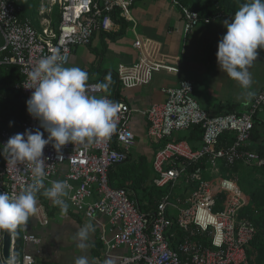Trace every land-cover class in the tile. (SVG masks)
Instances as JSON below:
<instances>
[{
    "label": "built area",
    "instance_id": "2783aa9c",
    "mask_svg": "<svg viewBox=\"0 0 264 264\" xmlns=\"http://www.w3.org/2000/svg\"><path fill=\"white\" fill-rule=\"evenodd\" d=\"M171 4L175 7L176 2ZM134 6L135 0H48L47 7L40 9L43 19L36 29L29 20L19 19L20 7L15 0H0V67L19 70L21 79L14 90L27 102L33 91L25 88L31 85L28 72L39 59L59 49L66 66L73 48L90 46L95 34L113 32L119 21H126L135 35L133 47L139 58L131 66L117 68L118 84L133 89L147 84L153 72L177 73L145 54L135 33L137 22L131 15ZM55 7L60 12L56 28L47 17ZM180 20L185 36L199 23H210L209 19L200 21L197 12L190 8L181 9ZM96 84L99 83L88 81L87 94L107 96L120 105L116 131L105 142L67 144L61 149L60 159L52 144H48L43 150L44 188L51 187L52 181H67L72 186L66 198L67 209L99 229L105 256L115 258L116 264H249L247 250L256 228L244 215L248 197L222 170L233 166L264 167V159L250 148L253 120L264 110V88L254 95L245 112L226 115L201 109L193 99L190 81L182 80L162 89L164 101L150 105L141 114L147 123V137L160 145L152 158L150 185L166 192L157 205L144 210L135 192L111 188L108 180L109 170L127 162L129 150L135 144L129 126L132 111L128 104L105 94ZM39 125L27 112L21 134L39 130L47 139ZM194 127L202 131L198 148L175 139V134L189 133ZM13 136L7 131L0 134V193L19 194L31 182L30 170L25 165L8 166L4 158L3 148ZM43 190L37 194L41 195ZM52 205L45 197L38 201V211L29 221L47 226ZM178 233L182 237L174 246ZM18 235L22 248L15 252L14 242L11 257L15 264H35L26 247H38L41 240L30 231L29 224L18 230ZM1 238L2 233L0 243ZM117 249L126 252L112 256L110 253ZM0 264H6L2 258Z\"/></svg>",
    "mask_w": 264,
    "mask_h": 264
},
{
    "label": "crops",
    "instance_id": "0c3cea01",
    "mask_svg": "<svg viewBox=\"0 0 264 264\" xmlns=\"http://www.w3.org/2000/svg\"><path fill=\"white\" fill-rule=\"evenodd\" d=\"M135 6V33L145 54L151 61L172 67L177 73L153 72L150 81L138 88L125 89L119 85L115 75L117 68L131 66L139 58L133 47L135 35L132 27L124 32L123 24L113 32L95 34L90 46L73 48L65 67L81 68L88 73L90 82L101 83L106 75H111L112 82L105 94L114 97L116 91V99L128 104L132 111L129 126L135 136V144L129 150L127 163L137 165L145 161L149 176L153 177L151 162L160 145L147 137V123L141 112L154 103L164 101L163 88L174 86L182 80L190 81L193 85V99L201 109L214 112L212 114H221L227 108L243 113L252 99L246 101L243 98L240 86L220 71L216 59L218 43L227 31L224 22L230 21L232 17L220 16L209 24L202 23L200 28L185 36L181 30V14L171 4V0H139ZM38 21H30L36 29H39ZM249 71L253 80L250 91L256 95L264 88V58L258 56ZM43 132L48 136L44 129ZM179 138L175 137L176 140H184L181 136ZM199 143L194 142L192 146L198 148ZM41 199L40 194H37V200ZM47 216L49 223L45 227L33 220L28 222L30 231L41 240L38 247H26V251L34 256L35 264H74L75 258L81 255L87 256L90 264H104L106 259L111 260L112 264L117 263L115 258L105 256L97 227L93 225L95 232L90 234V246L81 250L77 248L73 237L89 222L69 209L61 215V210L53 205ZM111 235L113 232L109 233L110 238ZM125 252V249H117L110 254L118 257Z\"/></svg>",
    "mask_w": 264,
    "mask_h": 264
},
{
    "label": "clouds",
    "instance_id": "9594fccd",
    "mask_svg": "<svg viewBox=\"0 0 264 264\" xmlns=\"http://www.w3.org/2000/svg\"><path fill=\"white\" fill-rule=\"evenodd\" d=\"M224 26L227 31L218 43L216 54L218 66L240 86L243 98L250 101L254 93L250 91L253 80L249 69L257 61V50L264 49V2L244 3ZM28 80L31 85L25 88L33 91L26 102L27 112L40 122L48 138L44 139L39 130H26L10 137L3 148L8 166L23 164L31 173V182L19 194L0 193V233H7L11 238L36 215L37 193L42 189V195L61 210V215L67 212L66 198L72 186L67 181H52L51 187L44 188V148L52 144L60 159L63 158L61 149L67 144L84 146L108 141L116 131L120 112V105L107 96L97 98L87 94L88 73L76 66L65 67L59 49L39 59L28 72ZM111 82L108 74L95 87L107 92ZM94 232L92 223L81 227L73 237L77 248H88L90 234ZM6 264H15V258L10 256ZM74 264H90V261L81 255L75 258ZM104 264L112 261L106 259Z\"/></svg>",
    "mask_w": 264,
    "mask_h": 264
},
{
    "label": "trees",
    "instance_id": "16d2710c",
    "mask_svg": "<svg viewBox=\"0 0 264 264\" xmlns=\"http://www.w3.org/2000/svg\"><path fill=\"white\" fill-rule=\"evenodd\" d=\"M139 0H135L136 2ZM176 2L175 9L181 14V9L190 8L193 9L199 15V20L203 19L215 20L219 16L233 17L235 12L244 3L251 2V0H171ZM264 2V0H262ZM17 6L20 7L18 14L21 21H38L34 14L37 12L36 0H15ZM32 5L30 8L29 6ZM51 20V24L54 28L60 22V12L57 7L53 9L51 14L47 16ZM37 19V20H36ZM124 21H119V25ZM264 55V49H262ZM21 79L19 70L13 66L0 67V134L2 131H7L13 135L21 134V126L26 119L27 105L23 96L14 90V85ZM115 98L118 97L115 91ZM233 113L231 108H227L219 115H226ZM264 123L259 122L258 115L253 120V129L251 132L250 148L258 153V155L264 159ZM260 130H262L260 132ZM202 131L199 128L194 127L186 136V140L192 145L194 142H200ZM185 139V138H184ZM229 142L232 141L231 137H226ZM145 161H140L135 164H128L127 162L116 165L108 172V180L111 188H126L137 194L139 205L142 209H149L148 206L154 207L157 205L160 197L164 195L166 190H157L149 187L152 178L149 176V172H143ZM2 164V152L0 149V165ZM236 166L223 169V172L229 170L235 171ZM240 168L243 169L242 166ZM264 167L258 170H263ZM223 175V174H222ZM44 198L41 194L40 199ZM253 200V199H252ZM146 203V204H144ZM255 207L259 206L257 201H253ZM249 208V207H248ZM248 208L245 209L244 215L249 217L252 221ZM254 208V206H253ZM248 211V212H247ZM253 222V221H252ZM256 228V235L253 241L250 243L247 250L249 264H264V233L260 232L256 224L253 222ZM32 232V231H31ZM176 232V229L173 230ZM33 233V232H32ZM34 234V233H33ZM182 237L181 233L176 234L172 245L176 246L179 238ZM22 248L20 237L17 233L15 236V252ZM1 258V257H0Z\"/></svg>",
    "mask_w": 264,
    "mask_h": 264
},
{
    "label": "rangeland",
    "instance_id": "374dc122",
    "mask_svg": "<svg viewBox=\"0 0 264 264\" xmlns=\"http://www.w3.org/2000/svg\"><path fill=\"white\" fill-rule=\"evenodd\" d=\"M36 1H37L38 5H37V12L34 14V16L37 17V19H38V16H39V19H40L39 21L41 22L42 15H39V12H40L41 8L47 7V1L48 0H36ZM202 1L204 2L205 0H202ZM29 7L31 8L32 5H30ZM135 7L136 6H134L133 9L131 10V15L134 18H135V15H134L133 10L135 9ZM42 19H43V17H42ZM39 21H38V23H39ZM211 21L212 20H210V22ZM201 24L202 23H199L198 26L191 32V34L199 26H201ZM123 25L125 27L124 28V32H128L130 30L129 28L131 27L130 24H128L125 21V22H123ZM257 52H258V56H260V58H264V55L262 54V49H258ZM230 81L234 82L233 80H230ZM208 113L212 114L214 112L210 111ZM258 116H259L258 117L259 122L264 123V110L261 111ZM261 131L262 130H260V132ZM174 136L177 137V138H179V136H181L183 139L185 138L184 139L185 141H187L186 140L187 133L175 134ZM144 167H145L146 170H144L143 172H146V171L149 172V169H148L146 164H144ZM225 175L228 178H231L232 180H235L239 184V186H240L241 190L243 191V193L248 197V203H249L248 207L249 208L247 207L248 208L247 210H249V212L248 211L247 212L250 214V217H251L252 221L259 228L258 230L260 232L264 233V169L263 170H258V168H254V167H247L245 169H242V168L239 167L235 171H233V173H232L231 170L225 172ZM150 184L151 183H149V187L152 188V186ZM253 201H257L259 206L255 207ZM253 206H254V208H253ZM81 218H82V220L86 221L83 217H81ZM101 246H102V244H101ZM102 248H103V246H102ZM0 249H1V243H0Z\"/></svg>",
    "mask_w": 264,
    "mask_h": 264
},
{
    "label": "water",
    "instance_id": "95a60500",
    "mask_svg": "<svg viewBox=\"0 0 264 264\" xmlns=\"http://www.w3.org/2000/svg\"><path fill=\"white\" fill-rule=\"evenodd\" d=\"M15 242V237L11 238L9 234L2 233L1 238V258L3 262H7V259L11 256V251L13 244Z\"/></svg>",
    "mask_w": 264,
    "mask_h": 264
}]
</instances>
